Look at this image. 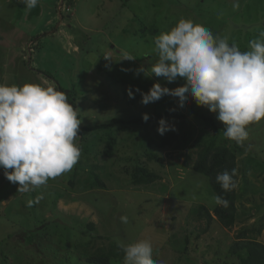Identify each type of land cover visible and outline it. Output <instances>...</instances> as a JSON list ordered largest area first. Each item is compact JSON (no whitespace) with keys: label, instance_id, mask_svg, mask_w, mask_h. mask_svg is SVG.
I'll return each mask as SVG.
<instances>
[{"label":"rangeland","instance_id":"rangeland-1","mask_svg":"<svg viewBox=\"0 0 264 264\" xmlns=\"http://www.w3.org/2000/svg\"><path fill=\"white\" fill-rule=\"evenodd\" d=\"M0 16L14 18L18 30L7 36L17 44L27 37L32 41L24 50L25 64L50 77L66 95L79 127L114 117L142 118L170 107L205 117H163L175 129L163 135L157 120L78 136L81 156L73 169L30 192H18L19 185L0 168V264H92L88 258L99 249L144 239L153 245V258L166 264H246L244 251L230 248L243 232L264 244V118L248 126L247 148L241 151L223 136L218 114L192 97L183 107L170 95L144 105L136 89L147 92L154 83L174 89L186 83H169L151 73L158 59L154 38L181 18L227 37L242 52L250 50V41L264 39V0H39L31 10L20 0H0ZM6 63L13 72L10 80L19 78L18 71L28 77L22 63ZM141 66L146 75H135ZM165 138L169 143L162 147ZM212 140L237 156L238 212L231 229L216 218L208 223L203 210L198 213L200 207L212 213L217 206L208 177L193 168L203 144ZM139 167L159 178L135 184ZM97 176L105 189L91 186ZM111 264H124V256L113 257Z\"/></svg>","mask_w":264,"mask_h":264},{"label":"clouds","instance_id":"clouds-1","mask_svg":"<svg viewBox=\"0 0 264 264\" xmlns=\"http://www.w3.org/2000/svg\"><path fill=\"white\" fill-rule=\"evenodd\" d=\"M20 2L31 10L39 0ZM58 11L62 17L63 12ZM260 36L264 37V32ZM154 45L158 59L151 73L169 83L180 79L186 83L174 89L154 83L147 92L137 88L141 103L147 105L170 95L183 107L190 96L198 106L218 114L226 139L242 145L249 137L248 126L264 118V39L250 41V50L242 52L235 43L230 45L227 37L214 36L203 25L181 18L169 31L156 36ZM145 72L141 66L135 75ZM126 91L130 99L135 98L131 88ZM142 119L147 122L149 115L142 114ZM80 124L75 108L55 87L0 84V168L5 178L19 185L18 192H30L71 171L81 156L76 143ZM158 125L160 135L175 130L163 118ZM236 175V169L231 173L224 170L216 181L224 191H230L237 187ZM213 199L228 206L220 196ZM27 203L32 206L33 201ZM120 219L128 223L127 216ZM119 247L124 252V264H166L153 258L150 240Z\"/></svg>","mask_w":264,"mask_h":264},{"label":"trees","instance_id":"trees-1","mask_svg":"<svg viewBox=\"0 0 264 264\" xmlns=\"http://www.w3.org/2000/svg\"><path fill=\"white\" fill-rule=\"evenodd\" d=\"M123 81L128 83V80L124 79ZM188 115L203 119L205 118L204 115L200 114L198 111H192ZM188 115L184 114L176 107H170L160 114L149 115L147 122L143 121L142 118L137 117L130 119L114 117L106 123L79 127L78 136L84 138L89 132L110 128L116 124H124L125 127L130 125L141 126L160 120L163 117L183 119ZM216 129H218V127H216ZM221 131H224V128L221 129ZM168 143L169 140L165 138L161 143V146L165 147ZM234 147L235 149L244 151L247 148V145L245 143L240 145L234 141ZM106 154L108 156L112 155L111 147L106 151ZM151 158L158 159V157L155 155L151 156ZM193 168L195 172L204 174L208 177L210 185L217 196H220L228 201L227 207L217 204L212 213L205 207H200L198 213L201 216L200 210H203L206 212L208 223L216 218L223 227L226 229H231L235 225L238 212L237 187L230 191H224L220 184L217 183L216 176L218 173H221L224 170H228L231 173L232 169H236L237 175L234 177V179L238 185L239 169L235 152L227 146L216 145L214 140L209 141L208 143H204L200 149ZM136 171L137 172L135 174L134 182L137 185H147L155 182L159 178L156 173L149 172L143 167L137 168ZM96 178L97 179L91 183V186L105 189L104 182H102L98 176ZM230 250L233 253L244 251L243 255L245 257L246 264H264V244L254 239H248L245 232L239 233L237 242L231 246ZM119 255L124 256L122 248L117 244H113L106 251L104 249L97 250L88 258V262L92 264H111V259L113 257L117 258Z\"/></svg>","mask_w":264,"mask_h":264},{"label":"crops","instance_id":"crops-1","mask_svg":"<svg viewBox=\"0 0 264 264\" xmlns=\"http://www.w3.org/2000/svg\"><path fill=\"white\" fill-rule=\"evenodd\" d=\"M60 6V5H58ZM60 15V14H59ZM60 17V16H59ZM13 22L7 20L6 18H3L0 16V84L5 85H20L22 86L25 83H34V84H40L42 86H53L52 85V79L48 77L46 74H40L38 72L37 68H28L25 64L27 53L24 52L25 47L29 45V48L31 46V40L27 37L26 41H23V44H17L10 36L11 33L18 30V26L15 23L14 18L12 19ZM62 21V20H61ZM8 23V25H6ZM63 26V25H60ZM7 32H10L8 34ZM19 45V47H23L22 52H20L19 49L16 50V45ZM34 44V43H33ZM32 51V49H30ZM13 54V55H12ZM6 61L9 62V64L16 65L18 63H22V69L24 72H26V75L28 77L22 78L20 71H18L17 75L19 78L17 80H10L11 74L13 72L9 71L10 67L6 63ZM26 68V69H25ZM13 75V74H12Z\"/></svg>","mask_w":264,"mask_h":264},{"label":"built area","instance_id":"built-area-1","mask_svg":"<svg viewBox=\"0 0 264 264\" xmlns=\"http://www.w3.org/2000/svg\"><path fill=\"white\" fill-rule=\"evenodd\" d=\"M61 6H63V5H60V6H59V10L62 12Z\"/></svg>","mask_w":264,"mask_h":264}]
</instances>
